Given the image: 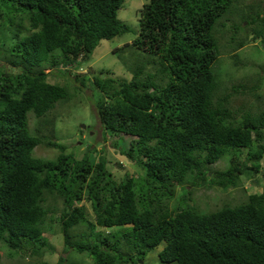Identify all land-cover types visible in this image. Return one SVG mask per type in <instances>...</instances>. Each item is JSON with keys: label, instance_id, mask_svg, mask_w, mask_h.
I'll return each mask as SVG.
<instances>
[{"label": "trees", "instance_id": "16d2710c", "mask_svg": "<svg viewBox=\"0 0 264 264\" xmlns=\"http://www.w3.org/2000/svg\"><path fill=\"white\" fill-rule=\"evenodd\" d=\"M123 1L0 0V36L11 31L9 43L0 42V264L1 248L14 255L29 246L35 255L49 247L43 236L49 214L64 250L89 264L134 263L159 244V260L170 264H264V188L214 211L179 208L189 197L184 184L206 177L214 186L236 187L244 171L259 170L264 154V106L233 109L213 70L211 32L232 0H146L132 42L112 50L131 71L128 81L107 70L98 71L103 78L71 73L65 66L78 69L100 40L128 31L116 15ZM262 28L252 32L260 37ZM128 45L140 59L132 67L120 56ZM149 57L152 71L144 70ZM87 81L100 93L93 104L102 140L107 135L136 163L138 176L116 181L103 156L77 157L57 141L55 116L47 112L75 96L73 82ZM256 85L248 94L259 100ZM28 114L39 128L28 127ZM125 135L127 146L119 148ZM41 144L56 154L35 156ZM222 157L226 168L208 169ZM176 186L185 194L169 210ZM113 226L120 228L104 230Z\"/></svg>", "mask_w": 264, "mask_h": 264}, {"label": "rangeland", "instance_id": "374dc122", "mask_svg": "<svg viewBox=\"0 0 264 264\" xmlns=\"http://www.w3.org/2000/svg\"><path fill=\"white\" fill-rule=\"evenodd\" d=\"M145 1L124 0L116 15L120 21L127 25L128 31L111 39L100 40L89 58L82 61L78 69L77 67L71 68L70 65L66 68L71 73L89 75L90 78L92 74H99L103 78L107 74L98 71L107 70L111 77L128 81L131 77V71L112 50L124 43L129 44L132 42L138 31V8ZM231 4L232 6H229L227 13L216 21L211 32L216 47V60L213 70L218 75L221 84L225 86L223 92L230 94V104L233 109H236L239 104L245 107L251 106L252 110L257 106L262 109L264 106V22L262 21L264 20V0H232ZM246 17L255 18V25L254 22L246 24ZM16 21L13 20L15 23L12 26L13 32L15 31ZM23 25H26V23L23 22ZM262 26V35L260 37L255 36L252 28L260 29ZM10 32H5L0 36V42L9 43L7 37ZM243 36H245L243 45L233 49V47H236L237 41ZM4 47L0 44L1 49ZM120 56L125 64L131 65V67L137 62L140 63V59L137 60L134 57V48H129V45L123 48ZM126 57H129V59L127 60ZM152 59L153 57L144 62V70H153L152 66L153 64L155 66V63L152 64ZM47 80L52 83H60L55 76H48ZM72 84L77 88L75 89V96L68 103L56 105L48 114L55 116L57 141L66 146V152L76 154L77 157L87 152L95 160L103 156L108 161L106 167L111 172V178L116 181L125 173L132 174L134 177L141 174L142 170L139 169L136 163L118 153L117 147L113 148L110 145V138L107 135L106 139L101 141V128L92 106L93 101L99 97L98 90L93 88L89 81L85 82L84 86H80L75 82ZM238 84H241V87L235 91L231 86L235 87ZM252 85H256L253 90L254 95H258L261 99L257 100L256 97L248 94V90ZM240 90H243L244 94H241ZM237 113V115L240 114L239 111ZM81 125H84V128H80ZM28 127L30 129L32 127L39 128V123L33 120L32 115L29 117ZM79 129L82 131L80 132ZM128 140L129 137L126 135L121 137L118 141V147L125 149ZM56 152V149L42 144L33 149V154L40 157H51ZM242 156L239 159H243ZM226 166L227 158L222 157L208 165V169H224ZM259 166L256 173L244 171L240 175V181L236 187L220 188L212 185L206 177L203 181H198L197 184L189 185V182L184 184L186 189L190 190L189 197L186 203L180 204L179 208L195 206L202 212H209L224 204L233 205L244 201L247 194L259 193L264 188V177L262 175L264 154ZM207 174L211 175L210 172ZM173 194L174 196L166 204L169 210L178 205L177 200L185 194V191L182 187L176 186ZM86 206L89 210L88 203H86ZM45 220L46 226L43 236L46 237L49 247L35 255H31V247L29 246L14 255H8V250L1 248V264H89L80 255H74L72 251L64 250L58 224L52 219L51 214L47 215ZM119 228L120 226H114L104 230L115 231ZM161 246L159 244L147 251L142 260L128 264H170L159 260L157 253ZM59 258H65V261L59 263Z\"/></svg>", "mask_w": 264, "mask_h": 264}, {"label": "clouds", "instance_id": "9594fccd", "mask_svg": "<svg viewBox=\"0 0 264 264\" xmlns=\"http://www.w3.org/2000/svg\"><path fill=\"white\" fill-rule=\"evenodd\" d=\"M67 66H68V65H67ZM67 66H65V68H66ZM45 71H47V69H46ZM83 86H84V85H83ZM92 87H93V86H92ZM93 88H94V87H93ZM87 96H88V95H87ZM95 100H96V99H95ZM95 100H94V101H95ZM56 105H57V104H55L54 107H55ZM92 106H93V108H94V104H93V103H92ZM54 107H53V108H54ZM53 108H52V109H53ZM52 109H51V110H52ZM51 110H50V111H51ZM94 110H95V108H94ZM50 111L47 112V115H46L47 118H49V115H48V114L50 113ZM95 114H96V111H95ZM30 116H31V114H29L28 117H27V121H28V122H29V117H30ZM96 117H97V116H96ZM33 120H34V118H33ZM34 121H35V120H34ZM35 122H36V121H35ZM55 123H56V121H55ZM80 128H84V125H81ZM101 141H102V139H101ZM124 157H125V156H124ZM113 227H114V226H113ZM116 230H117V229H116ZM116 230H115V231H116ZM106 231H108V230H106ZM62 245H63V244H62ZM63 248H64V247H63ZM20 252H21V251H20Z\"/></svg>", "mask_w": 264, "mask_h": 264}]
</instances>
